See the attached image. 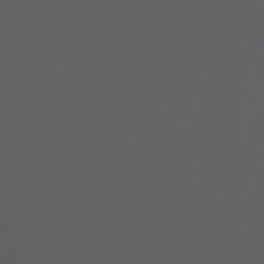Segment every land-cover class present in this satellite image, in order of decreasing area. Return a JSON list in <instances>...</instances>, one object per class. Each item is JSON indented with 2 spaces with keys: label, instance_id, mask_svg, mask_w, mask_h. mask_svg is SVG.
Returning a JSON list of instances; mask_svg holds the SVG:
<instances>
[{
  "label": "water",
  "instance_id": "95a60500",
  "mask_svg": "<svg viewBox=\"0 0 264 264\" xmlns=\"http://www.w3.org/2000/svg\"><path fill=\"white\" fill-rule=\"evenodd\" d=\"M0 264H264V0H0Z\"/></svg>",
  "mask_w": 264,
  "mask_h": 264
}]
</instances>
